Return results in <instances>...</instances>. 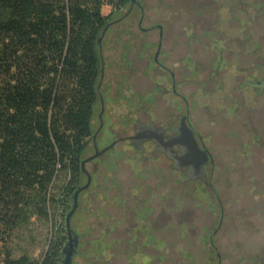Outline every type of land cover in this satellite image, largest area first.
Masks as SVG:
<instances>
[{"label": "rangeland", "instance_id": "rangeland-1", "mask_svg": "<svg viewBox=\"0 0 264 264\" xmlns=\"http://www.w3.org/2000/svg\"><path fill=\"white\" fill-rule=\"evenodd\" d=\"M141 1L143 26L163 27L162 65L145 71L156 31L141 32L136 11L102 42L107 119L96 147L118 141L85 165L92 180L71 218L80 235L73 264L216 263L208 237L220 210L211 189L185 179L152 142L140 153L127 139L137 123L171 127L186 114L213 158L207 172L222 208L213 237L220 264H264V88L246 85L264 82V0ZM111 12L124 9L103 6ZM169 71L188 110L171 91ZM92 153L90 142L83 159Z\"/></svg>", "mask_w": 264, "mask_h": 264}, {"label": "trees", "instance_id": "trees-1", "mask_svg": "<svg viewBox=\"0 0 264 264\" xmlns=\"http://www.w3.org/2000/svg\"><path fill=\"white\" fill-rule=\"evenodd\" d=\"M126 2L0 0V264H59L94 131L102 8Z\"/></svg>", "mask_w": 264, "mask_h": 264}, {"label": "flooded vegetation", "instance_id": "flooded-vegetation-1", "mask_svg": "<svg viewBox=\"0 0 264 264\" xmlns=\"http://www.w3.org/2000/svg\"><path fill=\"white\" fill-rule=\"evenodd\" d=\"M123 9H124V12L120 16L114 17V15H113L112 18H110L108 20V22L106 23V25L109 24V27H108V29H107L104 37H103V40H104L105 36L107 35V33L109 31H111V29L115 25H117L118 23H123L132 15V13L134 11H136V12H138V19L136 21L138 29L143 33H147L149 31H156V34H155L156 40L150 42V45H154L155 52L153 54L152 62L146 61L145 71L151 70L153 64H155L157 66L162 65V63L159 61V53H160L161 45H162L161 39H162V34H163L162 25L156 24V25L149 26V27L143 26L144 5H143V2L141 0H135L134 3H131V0H127L126 4L124 6H122L121 8H119L118 10H123ZM103 40H102V42H103ZM102 59H103V55H102ZM101 65L102 64H101V59H100V68H101ZM169 73H170V77H171V91H172V93L174 95L180 97L181 99H183L185 108H186V110H188L187 99L177 91V82L175 80L174 73L172 71H169ZM99 80H100V76H99ZM99 80H98V83H99ZM103 80H104V59H103V78H102L99 90L97 89V91H98V105L100 108L99 113H97L98 125L95 128V130L93 131V133L91 135V139H90L91 143H92V147H93V153L91 155H93L95 153L96 139L100 136L101 130L104 126V119H107L105 116L106 113H105V107H104L105 106L104 104L106 101L104 99L105 94L101 92V86H102ZM98 83H97V85H98ZM246 85L251 86L253 88H255L256 86L258 88H264V82L261 84L260 82L257 83V82L251 81V82H248ZM157 92H158V88L155 84L154 87L152 88V94H156ZM137 127H138L137 131L133 135L127 137L130 144L134 147V149L137 152L143 153L144 143L152 142L153 146H154L153 147L154 151L162 153L172 163V167L174 169H177V171H179L181 173V175L183 177H185V179H189V180H193V181L194 180L199 181V188L200 189H203L204 187H209L211 189V191L213 192V194L216 198V201L219 205L220 216H219V220L217 222V225L215 226V228L213 229V231L211 232V234L208 237V241H209V244L212 247V249L214 250L215 255H216V263L215 264H220V255H219L218 249L214 243L213 237H214L215 232L217 231V229L219 228V226L222 222V216H221L222 208H221L220 200L217 196V193H216L214 187L211 185V181L209 179L208 172H207L208 171L207 166L213 162V158H212L210 151L206 148V146L204 145L202 140L200 138L199 139L196 138V133H195L194 129L192 128L191 122L189 120V116L187 114L186 115H178L177 124L174 126H171V127H168V126L167 127H157L153 123H150L147 125L137 123ZM93 136H95L94 139H93ZM117 141L118 140L115 138V140L112 143L113 145L111 147H109L107 150H105V152L103 154H105L107 151L113 149L115 147ZM263 144L264 143H262V145ZM176 147H178L180 149L179 154L174 150V148H176ZM103 154H101L99 157H97L91 161H97V159L102 157ZM82 174H84V173L82 172ZM85 177H86V175H85ZM90 177L92 180L91 174H90ZM86 181H87V177H86ZM90 184H91V181H90ZM90 184H89V186H90ZM70 225H71V220H70ZM64 229H65V217H64ZM71 229H72V227H71ZM74 233H76V232H74ZM77 235L79 236V244H78V247H79L80 246V235L79 234H77ZM65 241H66V231H65L64 243H65ZM64 243H63V245H64ZM61 250H62V248H61ZM77 251H78V248H77ZM76 254H77V252H76ZM76 254H75V256H76ZM72 264H73V262H72Z\"/></svg>", "mask_w": 264, "mask_h": 264}, {"label": "water", "instance_id": "water-1", "mask_svg": "<svg viewBox=\"0 0 264 264\" xmlns=\"http://www.w3.org/2000/svg\"><path fill=\"white\" fill-rule=\"evenodd\" d=\"M134 2H135V0H131V3H134ZM108 27H109V24H107L104 27L100 36L97 39V45H98V50H99L101 64H102L101 68H100V74H101L100 80H99V83L97 85L98 90L100 88L101 81L103 78L102 40H103V37H104ZM94 138H95V136H93V139ZM112 145L113 144H111L108 147H105L104 149H102L100 151L97 149V147H95V153L93 155L83 159L80 163L81 171L86 175L87 181L84 185L78 186L76 188V190L74 191V193L72 195V199H71V208L68 211V213L65 215L66 241H65V243L62 247V250H61V253L63 256L59 259V264H72L74 256L77 252V248H78V244H79V236L76 233H74V231L71 229L70 220H71V217L73 216L74 212L77 209L78 197H79L80 193L82 191H84L89 186L90 181H91L90 174L85 169V165L87 162L99 157L101 154H103L105 152V150H107Z\"/></svg>", "mask_w": 264, "mask_h": 264}, {"label": "clouds", "instance_id": "clouds-1", "mask_svg": "<svg viewBox=\"0 0 264 264\" xmlns=\"http://www.w3.org/2000/svg\"><path fill=\"white\" fill-rule=\"evenodd\" d=\"M174 150L179 154L180 149L178 147L174 148Z\"/></svg>", "mask_w": 264, "mask_h": 264}]
</instances>
